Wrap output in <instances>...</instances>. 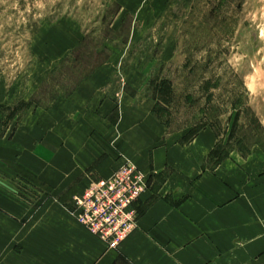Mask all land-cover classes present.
I'll return each instance as SVG.
<instances>
[{
	"label": "crops",
	"instance_id": "crops-1",
	"mask_svg": "<svg viewBox=\"0 0 264 264\" xmlns=\"http://www.w3.org/2000/svg\"><path fill=\"white\" fill-rule=\"evenodd\" d=\"M107 70L26 114L11 133L0 130V264H264V158L230 153L214 163L211 127L181 142L149 97L107 95ZM126 161L147 188L136 202L137 228L107 249L65 205ZM28 175L49 190H37L32 203Z\"/></svg>",
	"mask_w": 264,
	"mask_h": 264
},
{
	"label": "rangeland",
	"instance_id": "rangeland-1",
	"mask_svg": "<svg viewBox=\"0 0 264 264\" xmlns=\"http://www.w3.org/2000/svg\"><path fill=\"white\" fill-rule=\"evenodd\" d=\"M85 37L89 48L108 49L89 75L108 69L107 95L149 97L153 114L181 142L209 126L218 154L264 158V0H0L1 132L89 77L74 81L78 73L66 68H74L66 60ZM124 68L137 70L134 78L122 77ZM161 77L171 82L166 100L155 89ZM27 177L24 196L32 203L49 190Z\"/></svg>",
	"mask_w": 264,
	"mask_h": 264
},
{
	"label": "built area",
	"instance_id": "built-area-1",
	"mask_svg": "<svg viewBox=\"0 0 264 264\" xmlns=\"http://www.w3.org/2000/svg\"><path fill=\"white\" fill-rule=\"evenodd\" d=\"M146 186L142 172L126 161L72 197L74 217L108 249H117L137 228L136 202Z\"/></svg>",
	"mask_w": 264,
	"mask_h": 264
},
{
	"label": "trees",
	"instance_id": "trees-1",
	"mask_svg": "<svg viewBox=\"0 0 264 264\" xmlns=\"http://www.w3.org/2000/svg\"><path fill=\"white\" fill-rule=\"evenodd\" d=\"M108 38V35L105 36V39ZM93 41H87L86 37L85 40H83L82 44L76 48L73 51V54L71 53V55L67 58V62H69L70 64L74 65L73 67H66L68 69V74H77L75 77L74 81L80 80L82 81L84 78H86L87 76L90 75V73H92L93 70H95L99 64L97 63L98 60V56L104 54L105 52H108V49L105 46H101L99 47L98 45H94L91 48H89L90 43H92ZM155 59H157L158 61L161 60L160 56L156 55L154 56ZM141 63V62H138ZM92 65L91 69L89 70V72L85 71L87 69L88 66ZM63 64L59 65L57 67V69L51 74V75H56L60 72L63 71ZM157 83L155 85V89L163 95L164 100L168 99L170 94H171V82H169V80L167 78H159L157 79ZM163 110V109H162ZM158 118V117H157ZM206 127V126H204ZM203 128V127H201ZM199 128V129H201ZM213 129V128H212ZM214 130V129H213ZM252 131V129H250ZM215 132V131H214ZM250 132V131H249ZM195 134V132L192 133L191 137ZM216 134V133H215ZM217 147V145L215 146ZM220 154H218V152L216 151V149H213V151L211 152V157L214 158V163H217L218 161H220L221 159L227 157V154H222L221 152H219Z\"/></svg>",
	"mask_w": 264,
	"mask_h": 264
}]
</instances>
